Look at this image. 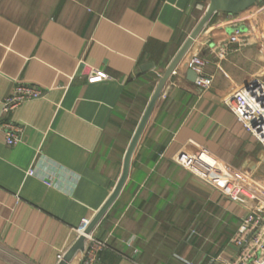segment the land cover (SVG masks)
I'll return each mask as SVG.
<instances>
[{"label": "crops", "instance_id": "1", "mask_svg": "<svg viewBox=\"0 0 264 264\" xmlns=\"http://www.w3.org/2000/svg\"><path fill=\"white\" fill-rule=\"evenodd\" d=\"M208 1L0 0V109L18 81L43 90L3 117L18 142L0 129V264L59 261L111 192L153 88ZM235 24L264 31V0L217 11L187 49L205 59L196 72L213 75L208 88L182 62L170 73L122 191L92 231L107 246L94 264H227L236 253L237 214L256 199L231 200L177 162L201 154L264 194V147L223 101L250 75L264 81V39L220 56ZM92 69L106 78L89 80Z\"/></svg>", "mask_w": 264, "mask_h": 264}, {"label": "built area", "instance_id": "2", "mask_svg": "<svg viewBox=\"0 0 264 264\" xmlns=\"http://www.w3.org/2000/svg\"><path fill=\"white\" fill-rule=\"evenodd\" d=\"M256 33L264 39V31L259 33L244 31L240 25L235 24L219 49L220 56L225 55L227 44H249L254 40ZM181 62L185 67L198 71L203 67L205 59L201 55L195 54L183 57ZM106 76V73L92 69L89 80H100ZM212 80L213 75L200 72L197 73L193 82L196 87L206 89L211 85ZM42 94L43 90L38 85L18 81L3 97L0 109V129L4 131L5 142L8 145H13L20 140V128L13 121L3 117L22 102L38 98ZM223 101L232 110L244 129L264 147V81L258 75H250L245 81L234 84L233 88L223 96ZM177 162L231 200L239 202L241 195L247 199H256L252 207L237 214L238 225L229 237V243L236 248V253L226 262L227 264H264V194L260 193L257 196L251 186L243 182L230 181L224 170L219 168L215 170L214 163L208 162L201 154L186 152L181 157H177ZM32 172L31 169L26 171L28 174H32ZM87 223V221L81 222L79 230ZM195 232L196 226L189 230L187 237ZM84 247L85 249L81 251V256L78 258L79 262L94 264L98 260L99 251L107 246L104 240L97 239L91 232L86 237ZM137 251L134 248V253ZM212 260L210 257L207 261L208 264Z\"/></svg>", "mask_w": 264, "mask_h": 264}, {"label": "water", "instance_id": "3", "mask_svg": "<svg viewBox=\"0 0 264 264\" xmlns=\"http://www.w3.org/2000/svg\"><path fill=\"white\" fill-rule=\"evenodd\" d=\"M262 0H209L205 10L203 11L202 15L200 16L199 21L194 26V28L189 32L187 38L181 44L178 51L174 54V57L166 66L165 70L163 71V75L157 81L155 87L152 90L151 96L149 97L143 111L142 115L139 118L134 130L133 134L126 146L125 154L123 157L121 173L114 183L113 187L111 188V192L109 193L108 197L104 200V202L100 205L96 213L90 218L88 223L84 227L83 233H79L76 238L72 241L71 245L68 249L63 253L62 257L56 264H69L72 260V257L78 252L83 251L85 249V241L87 235H90L94 229V226L101 220V218L106 214L109 210L111 204L116 200L119 196L120 192L122 191V187L125 184L129 173H130V165L132 155L134 153V149L139 142L145 125L147 124L151 112L160 96V92L163 88V85L167 78L171 75L170 73L174 70L181 62V59L185 56L187 49L192 44L193 40L197 37L199 31L203 28V26L210 20L212 15L217 11H224L235 13L236 11H244L249 7L253 6L256 2ZM188 74V78L194 81L195 77L197 76V72L194 68H188L186 71Z\"/></svg>", "mask_w": 264, "mask_h": 264}, {"label": "bare ground", "instance_id": "4", "mask_svg": "<svg viewBox=\"0 0 264 264\" xmlns=\"http://www.w3.org/2000/svg\"><path fill=\"white\" fill-rule=\"evenodd\" d=\"M83 231H84V225H83V226L81 227V229L79 230V233H83ZM87 236H88V235H87ZM80 252H81V251H78V252L74 255V257H73V259H72L71 261H73L74 258H75V256L78 255Z\"/></svg>", "mask_w": 264, "mask_h": 264}]
</instances>
